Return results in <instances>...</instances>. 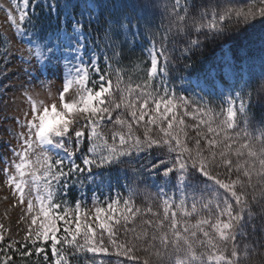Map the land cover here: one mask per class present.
Returning a JSON list of instances; mask_svg holds the SVG:
<instances>
[{
	"label": "snow or ice",
	"instance_id": "snow-or-ice-1",
	"mask_svg": "<svg viewBox=\"0 0 264 264\" xmlns=\"http://www.w3.org/2000/svg\"><path fill=\"white\" fill-rule=\"evenodd\" d=\"M13 4L7 20L27 55L13 57L5 36L0 57L5 66L10 57L27 65L20 87L29 107L14 117L16 144L0 176L31 223L22 241L6 239L0 225V264H264V117L250 115L264 98L253 101L249 90L256 62L226 55L203 77L181 76L185 94L170 86L177 65L208 43L264 26V0ZM53 17L55 30L45 33ZM42 18L46 26H38ZM256 45L264 79V32ZM136 47L143 58L126 69L124 51ZM136 69L142 79H133ZM218 71L232 83H209ZM0 75L8 79L6 70ZM109 170L129 181L124 192ZM146 178L163 182L141 207L131 181ZM77 186L83 195L70 204Z\"/></svg>",
	"mask_w": 264,
	"mask_h": 264
},
{
	"label": "rangeland",
	"instance_id": "rangeland-1",
	"mask_svg": "<svg viewBox=\"0 0 264 264\" xmlns=\"http://www.w3.org/2000/svg\"><path fill=\"white\" fill-rule=\"evenodd\" d=\"M8 9L16 14L13 0H0V53L5 50L2 39L7 36L10 39L8 47L13 57L19 56L22 50L23 54L27 55L26 46L13 38V30L7 20L6 10ZM13 57L9 58L10 63L7 66L2 62L3 58L0 57V72L6 70L8 75V79H4V76L0 75V162L11 156V149L16 144L15 137L19 131V126L15 124L14 117L21 116L23 112L28 111L29 107L23 99V90L20 87L22 83L29 80V77L23 72L27 65L22 64ZM49 79L53 85L51 91L55 94L56 87L59 85L55 77H49ZM186 86V83L183 84L180 94H185L183 89ZM5 88L8 89L7 92H5ZM33 94H39L40 99H47L48 90L36 87ZM185 119L189 124L196 123L189 117H185ZM108 129L111 130L112 125L109 124ZM188 133L189 138L195 136V132L191 129H188ZM108 134L110 135V131ZM0 166H3L2 163H0ZM82 195L83 192L81 191L80 198ZM88 195L90 197L91 193ZM104 195L107 196L105 189ZM30 223L31 217L27 213V205H21L18 202V195L13 194V189L4 183L3 177L0 176V225H3V228L7 230L5 232L6 238L10 237L22 241Z\"/></svg>",
	"mask_w": 264,
	"mask_h": 264
},
{
	"label": "trees",
	"instance_id": "trees-1",
	"mask_svg": "<svg viewBox=\"0 0 264 264\" xmlns=\"http://www.w3.org/2000/svg\"><path fill=\"white\" fill-rule=\"evenodd\" d=\"M154 2L162 3L163 0H154ZM247 2L248 0H236V3L241 6ZM48 22L49 21L46 18H42L41 20L37 21V24L38 26L41 24L46 26ZM51 23V28L45 27V33L55 30V17L52 18ZM261 32H264V26L256 24L254 28H249L246 32L236 34L233 39L226 42V44H224L223 42L221 44L208 43L207 48L195 52V54L191 55L190 59H184L180 62L179 65H177L175 71L171 73L170 83H175L177 85L182 84L180 81L181 76L189 78L203 77L204 73L210 66L222 68L226 55L232 62L236 64H242L246 59H250L256 62V68L249 90L252 93L253 101L258 102L261 98H264V79L259 76V48L258 45L252 46V42L256 40L257 36ZM141 56L142 51L140 47L136 48L134 51L125 49L123 61L126 64H130V61L134 63L136 60H138L137 57ZM185 64L189 65V67L186 68ZM215 81H219L223 84L228 83V80L225 78V74L221 71L217 72ZM208 99H210L214 104L218 102L215 100V98L212 97H209ZM250 115L254 116L257 120L261 119L262 117H264V106H260L258 103L254 104L251 109ZM137 134H142V129ZM117 172L118 171L116 170H109L107 172L109 177L113 178L115 187H117ZM124 181H126L125 178ZM131 187L133 188V190L138 189L139 194L136 196V203L138 206L143 207L146 203V197L152 194V192H145L143 190V186L136 185L135 182L131 183ZM119 190L122 192L120 187ZM111 259L113 262H115L116 257L113 256ZM77 264H84L83 258H81L77 262Z\"/></svg>",
	"mask_w": 264,
	"mask_h": 264
}]
</instances>
